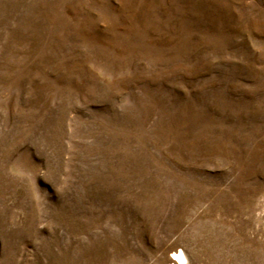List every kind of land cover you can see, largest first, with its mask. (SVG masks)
I'll return each mask as SVG.
<instances>
[{
    "label": "rangeland",
    "instance_id": "obj_1",
    "mask_svg": "<svg viewBox=\"0 0 264 264\" xmlns=\"http://www.w3.org/2000/svg\"><path fill=\"white\" fill-rule=\"evenodd\" d=\"M0 264H264V0H0Z\"/></svg>",
    "mask_w": 264,
    "mask_h": 264
},
{
    "label": "bare ground",
    "instance_id": "obj_2",
    "mask_svg": "<svg viewBox=\"0 0 264 264\" xmlns=\"http://www.w3.org/2000/svg\"><path fill=\"white\" fill-rule=\"evenodd\" d=\"M181 254H183V253H181ZM182 256H183V255H181V257H180V258H181V260L183 259V258H182ZM183 260H184V259H183ZM183 260H182V262H183ZM185 260H186V259H185ZM185 260H184V261H185Z\"/></svg>",
    "mask_w": 264,
    "mask_h": 264
}]
</instances>
